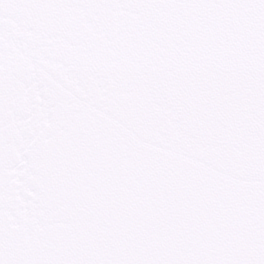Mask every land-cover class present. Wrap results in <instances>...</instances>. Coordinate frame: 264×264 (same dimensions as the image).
<instances>
[{"label":"snow or ice","instance_id":"6c2138e0","mask_svg":"<svg viewBox=\"0 0 264 264\" xmlns=\"http://www.w3.org/2000/svg\"><path fill=\"white\" fill-rule=\"evenodd\" d=\"M0 264H264V0H0Z\"/></svg>","mask_w":264,"mask_h":264}]
</instances>
